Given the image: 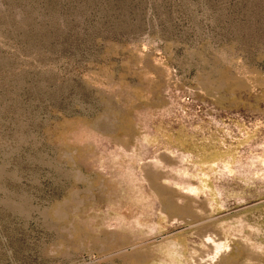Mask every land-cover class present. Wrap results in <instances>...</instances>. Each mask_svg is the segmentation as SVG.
<instances>
[{"label":"rangeland","instance_id":"rangeland-1","mask_svg":"<svg viewBox=\"0 0 264 264\" xmlns=\"http://www.w3.org/2000/svg\"><path fill=\"white\" fill-rule=\"evenodd\" d=\"M0 264H264V0H0Z\"/></svg>","mask_w":264,"mask_h":264}]
</instances>
